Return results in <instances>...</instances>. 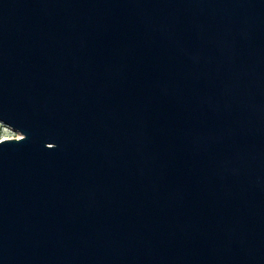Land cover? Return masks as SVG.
Returning a JSON list of instances; mask_svg holds the SVG:
<instances>
[{"label": "water", "instance_id": "1", "mask_svg": "<svg viewBox=\"0 0 264 264\" xmlns=\"http://www.w3.org/2000/svg\"><path fill=\"white\" fill-rule=\"evenodd\" d=\"M0 264H264V0H0Z\"/></svg>", "mask_w": 264, "mask_h": 264}, {"label": "rangeland", "instance_id": "2", "mask_svg": "<svg viewBox=\"0 0 264 264\" xmlns=\"http://www.w3.org/2000/svg\"><path fill=\"white\" fill-rule=\"evenodd\" d=\"M20 135H21V133L19 131H17L16 129L12 128L11 126H9V125H7L1 121L0 138L18 137Z\"/></svg>", "mask_w": 264, "mask_h": 264}, {"label": "bare ground", "instance_id": "3", "mask_svg": "<svg viewBox=\"0 0 264 264\" xmlns=\"http://www.w3.org/2000/svg\"><path fill=\"white\" fill-rule=\"evenodd\" d=\"M0 124H1V121H0Z\"/></svg>", "mask_w": 264, "mask_h": 264}]
</instances>
